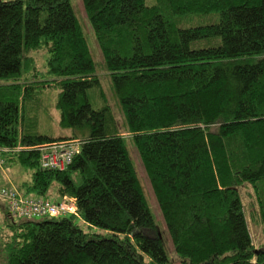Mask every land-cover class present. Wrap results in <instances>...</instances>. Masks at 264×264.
I'll return each mask as SVG.
<instances>
[{
	"label": "trees",
	"instance_id": "1",
	"mask_svg": "<svg viewBox=\"0 0 264 264\" xmlns=\"http://www.w3.org/2000/svg\"><path fill=\"white\" fill-rule=\"evenodd\" d=\"M81 2L107 91L72 0H0L2 166L29 174L17 185L24 195L66 196L76 207L18 219L4 207L0 264H264V0ZM201 15L207 24H179ZM54 84L58 126L70 135L40 131L42 97ZM60 140H78V152L63 170L42 168L37 147ZM246 185L262 228L257 248Z\"/></svg>",
	"mask_w": 264,
	"mask_h": 264
},
{
	"label": "rangeland",
	"instance_id": "2",
	"mask_svg": "<svg viewBox=\"0 0 264 264\" xmlns=\"http://www.w3.org/2000/svg\"><path fill=\"white\" fill-rule=\"evenodd\" d=\"M1 1H12V0H1ZM73 8L75 10V13L77 17L79 18L83 29L87 35L90 49L92 51L93 59L96 64L97 72L102 80V85L104 89L107 91L109 89L110 80L107 74V71L105 70L102 58L99 52V49L97 47V42L95 40L92 28L87 20V17L85 15V12L83 10L82 2L81 0H72ZM183 19L187 21H197V24L189 25L188 23L183 24ZM181 22L179 23L182 27H190L198 24H207L205 22L206 17L204 15L201 16H186L183 18ZM204 23H203V22ZM33 56L36 59V64L39 67L41 71L45 69V62H46V55L42 51H37L33 53ZM59 92V87L55 84L49 87L45 88V92L43 94V103L46 107H48V114L41 116V122H40V131L44 134H51V135H70L68 133L67 129H62L58 126V119H59V112L55 107V102L57 99V94ZM110 104L113 106L114 113L116 115L117 120L122 125V115L120 112L119 107L115 103L114 98L110 95L109 97ZM128 148L130 149V152L132 154L133 160L136 165V169L138 172V175L140 177V182L143 187L144 193L146 195V198L148 200V204L150 207V210L157 222V225L159 226L163 238L166 241L167 251L168 255L171 261H175L176 257L173 254V248L170 242L169 234L167 232V229L165 227V222L162 218L161 212L159 210L158 204L156 202L153 190L151 188L149 179L146 175V172L142 166V162L138 156V153L136 149L130 145V143H127ZM13 180L15 183L20 181V175L18 172H16L14 169H10L7 166H0V188L2 187H9L10 181ZM243 206L247 213V221H248V228L250 231V236L253 245L257 248L263 243L262 238V228L260 225V221L258 218L257 213V205L255 203V199L252 193V190L249 185L243 186L240 190ZM57 201V200H55ZM5 207V201L0 198V247L3 243L4 236L7 234L8 229L5 225L6 217L4 216L3 209Z\"/></svg>",
	"mask_w": 264,
	"mask_h": 264
},
{
	"label": "built area",
	"instance_id": "3",
	"mask_svg": "<svg viewBox=\"0 0 264 264\" xmlns=\"http://www.w3.org/2000/svg\"><path fill=\"white\" fill-rule=\"evenodd\" d=\"M78 140H60L39 145L40 165L42 168L63 170L78 152ZM8 148L0 149V166L3 164L1 153ZM0 198L5 201L7 214L13 218H39L43 216H63L74 212L73 199L63 197L57 201L24 195L15 186L0 188Z\"/></svg>",
	"mask_w": 264,
	"mask_h": 264
},
{
	"label": "crops",
	"instance_id": "4",
	"mask_svg": "<svg viewBox=\"0 0 264 264\" xmlns=\"http://www.w3.org/2000/svg\"><path fill=\"white\" fill-rule=\"evenodd\" d=\"M40 122H41V118H40ZM1 167H3V166H1ZM10 169H14L16 172H18L19 173V175H20V181L19 182H17V183H15L13 180L11 181V180H9L10 182V185H12V186H15L16 188H18L17 187V185H19L22 181H25V180H27L28 179V176H29V174L28 173H26V172H22L21 170H17L15 167H9ZM33 197V196H32ZM36 198H38V197H36ZM41 198V197H40ZM45 199H49V200H51V201H55V200H60V199H57V198H55V197H49V198H45Z\"/></svg>",
	"mask_w": 264,
	"mask_h": 264
}]
</instances>
